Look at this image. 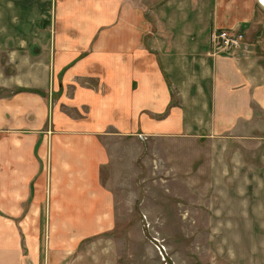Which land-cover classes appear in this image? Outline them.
Masks as SVG:
<instances>
[{"label": "crops", "instance_id": "1", "mask_svg": "<svg viewBox=\"0 0 264 264\" xmlns=\"http://www.w3.org/2000/svg\"><path fill=\"white\" fill-rule=\"evenodd\" d=\"M258 1L197 13L188 0H0V264H108L112 137L264 143ZM146 16L184 33L158 52ZM220 28L242 31L252 51L211 56Z\"/></svg>", "mask_w": 264, "mask_h": 264}, {"label": "rangeland", "instance_id": "2", "mask_svg": "<svg viewBox=\"0 0 264 264\" xmlns=\"http://www.w3.org/2000/svg\"><path fill=\"white\" fill-rule=\"evenodd\" d=\"M188 1L199 13L210 0ZM146 17L154 28L146 39L152 46L158 38V52L184 33L165 29L167 17ZM188 20V37L201 39L200 23L193 14ZM157 22L163 32L157 33ZM245 39L244 53L251 52ZM114 138L106 145L110 162L101 175L117 217L106 263L264 264V143Z\"/></svg>", "mask_w": 264, "mask_h": 264}, {"label": "built area", "instance_id": "3", "mask_svg": "<svg viewBox=\"0 0 264 264\" xmlns=\"http://www.w3.org/2000/svg\"><path fill=\"white\" fill-rule=\"evenodd\" d=\"M245 41V35L240 30L213 29L209 36L211 56L236 58L239 55L247 54L244 52L249 45ZM44 243H47L46 236Z\"/></svg>", "mask_w": 264, "mask_h": 264}, {"label": "bare ground", "instance_id": "4", "mask_svg": "<svg viewBox=\"0 0 264 264\" xmlns=\"http://www.w3.org/2000/svg\"><path fill=\"white\" fill-rule=\"evenodd\" d=\"M260 3L262 4L263 8H264V0H259Z\"/></svg>", "mask_w": 264, "mask_h": 264}]
</instances>
